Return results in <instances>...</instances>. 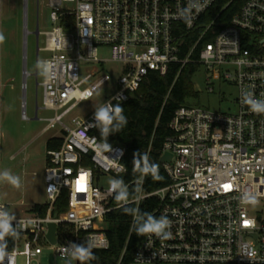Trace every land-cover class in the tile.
<instances>
[{
    "label": "built area",
    "instance_id": "obj_1",
    "mask_svg": "<svg viewBox=\"0 0 264 264\" xmlns=\"http://www.w3.org/2000/svg\"><path fill=\"white\" fill-rule=\"evenodd\" d=\"M43 1L50 21L45 29L39 22ZM27 2L25 48L31 33ZM35 2L34 75L42 68V80L36 81L35 119L47 122L45 130L59 126L63 140L59 148L48 151L45 214L11 212L18 233L6 238L12 264H18L20 255L24 264H41L38 258L46 246L63 259H72L70 242L85 244L90 239L92 248L108 247L105 216L121 207L113 203L109 180L126 171L125 147H105L93 133L94 113L109 101L114 106L128 100L151 72L165 75L171 64L182 69L190 62L206 69L207 92H214L218 80L234 86L236 95L226 110L190 103L175 111L160 153V157L171 154L170 160L160 162L169 183L129 199L139 203L157 196L152 214L157 219L168 217L171 238L144 235L133 262L264 264V113L252 112L242 101L248 91L255 99H264V0H246L228 22H220L218 14L206 23L204 14L217 0ZM107 65L112 69L106 71ZM25 75L30 74L25 70ZM101 89L109 90L92 112L71 115ZM22 108V118L29 119L26 101ZM43 109L54 115L40 118ZM1 123L0 87V151ZM105 174L110 176L108 181L103 179ZM64 191L67 208L54 211ZM249 195L258 203H245ZM0 207L9 211L2 202ZM134 216L139 218L137 213ZM50 222L57 224L54 244L46 237ZM4 264H9L8 258Z\"/></svg>",
    "mask_w": 264,
    "mask_h": 264
},
{
    "label": "rangeland",
    "instance_id": "obj_2",
    "mask_svg": "<svg viewBox=\"0 0 264 264\" xmlns=\"http://www.w3.org/2000/svg\"><path fill=\"white\" fill-rule=\"evenodd\" d=\"M48 9L44 6L39 11L41 28H49ZM36 2H27V28L31 32L27 36L25 48V0H1L0 33L5 39L0 43V87H1V153L0 172L10 170L21 178V187L14 188L7 182L0 181V202L8 205L10 212L21 215L35 204L46 201L44 191V170L46 167V142L51 137L62 136L59 126L45 130L47 122L35 119L36 81L42 80V68L36 72ZM26 54V56H25ZM102 54H106L103 50ZM113 65H107L106 71ZM25 70L30 75H25ZM207 71L199 66L193 76L194 89L198 96L191 100L194 105L214 110H226L236 95V88L223 81L215 80L214 92L206 89ZM109 89H101L97 96L81 102L71 115H86L92 112L103 101ZM39 103L42 104V90H38ZM26 101V114L29 119L22 118V104ZM231 107V106H230ZM52 110L43 109L39 117L49 118ZM68 117L64 121H68ZM108 181L110 176L105 174ZM41 264H75L73 259H63L54 255L47 246L38 258ZM25 258L20 255L18 264H24ZM32 264H36L33 261ZM130 264H152L132 262Z\"/></svg>",
    "mask_w": 264,
    "mask_h": 264
},
{
    "label": "trees",
    "instance_id": "obj_3",
    "mask_svg": "<svg viewBox=\"0 0 264 264\" xmlns=\"http://www.w3.org/2000/svg\"><path fill=\"white\" fill-rule=\"evenodd\" d=\"M245 1L217 0L204 14L202 22L206 23L218 14L220 22H228ZM223 7V11L220 12ZM199 66L198 63L190 62L180 69V66L174 63L170 65L165 75L151 72L139 89L130 94L128 100L114 104V106L120 104L123 107V115L127 123L118 131L110 130L106 139L101 136L98 127L93 130V133L106 144H120L125 147L123 163L126 171L118 175L117 179L123 180L128 186L129 199L137 197L140 191L153 192L169 183V177L160 163L161 148L165 138L171 133L169 123L175 111L182 105L190 104L191 100L198 96V91L194 89L193 76ZM62 140V136H54L47 140L46 162L49 161L48 151L59 148ZM137 152H139L137 159L142 161L144 153H147L149 163L159 165L160 179H153L149 174L143 177L142 182L137 181L141 174L133 171L132 163L134 153ZM138 184L139 191H137ZM66 197V191L62 192L61 197L55 203L54 211L59 212L67 208ZM113 203L118 204L119 202L114 199ZM157 204V196L151 195L141 199L139 203L132 202L126 205L133 210V214L125 213L123 207L111 210L105 216V235L109 245L106 248H92L96 258L87 261L86 264L132 263L134 252L144 237V235H137L135 228L147 221L148 214L153 216L152 213ZM46 208L45 204H35L30 211L45 214ZM135 213L139 216L136 220H134ZM76 264H81V262L77 260Z\"/></svg>",
    "mask_w": 264,
    "mask_h": 264
},
{
    "label": "clouds",
    "instance_id": "obj_4",
    "mask_svg": "<svg viewBox=\"0 0 264 264\" xmlns=\"http://www.w3.org/2000/svg\"><path fill=\"white\" fill-rule=\"evenodd\" d=\"M4 35L0 33V43L4 42ZM40 66L39 63L37 65ZM47 73V68L44 69ZM243 103L249 105L252 112L261 114L264 113V99H255L252 92L248 91V94L242 98ZM123 107L120 104L113 106L111 102H107L104 105L96 109L94 113L95 126L99 128L101 136L107 138L109 131H118L122 126L127 123L126 117L123 115ZM115 122V123H114ZM105 147L111 150L109 144H105ZM139 152L134 153L133 158V171L139 172L142 177H146L149 174L153 179H160L158 175L159 165L155 163H149V157L147 153H144L143 160L137 159ZM143 164V166H141ZM0 181L7 182L14 188L19 189L21 187V178L18 175H14L10 170H4L0 172ZM79 184V181H78ZM109 185L111 191L115 193V199L123 207L125 213L133 214V210L129 209L126 205L129 204V191L128 186L124 184L123 180L110 179ZM140 190L139 184L137 185V191ZM245 203L255 205L258 203L255 196H246L244 198ZM16 216L9 212L6 208L0 207V264H4L6 258L9 260V264H12L11 254L7 251L8 243L7 237H17L18 233L16 228L13 227V221ZM134 219L136 217L134 216ZM253 223V222H248ZM170 220L167 216H160L159 219L148 214L147 221L138 225L135 228L137 235H155L160 239L171 238ZM72 249L71 256L73 260H78L81 264H86L87 261L95 259L96 257L92 251L91 240H87L85 244H74L70 242Z\"/></svg>",
    "mask_w": 264,
    "mask_h": 264
},
{
    "label": "water",
    "instance_id": "obj_5",
    "mask_svg": "<svg viewBox=\"0 0 264 264\" xmlns=\"http://www.w3.org/2000/svg\"><path fill=\"white\" fill-rule=\"evenodd\" d=\"M170 159H171V154L165 153L160 157V162L168 161ZM56 231H57V224L55 222H50L48 224V232L46 234V237L53 244L56 242Z\"/></svg>",
    "mask_w": 264,
    "mask_h": 264
}]
</instances>
